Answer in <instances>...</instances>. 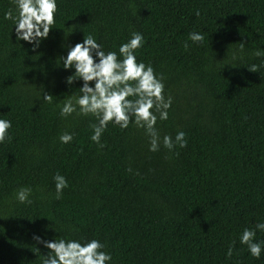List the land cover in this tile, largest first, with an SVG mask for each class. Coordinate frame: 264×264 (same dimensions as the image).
Returning <instances> with one entry per match:
<instances>
[{
  "label": "trees",
  "instance_id": "trees-1",
  "mask_svg": "<svg viewBox=\"0 0 264 264\" xmlns=\"http://www.w3.org/2000/svg\"><path fill=\"white\" fill-rule=\"evenodd\" d=\"M9 5L0 0V117L12 121L0 143V264H42L49 250L34 236L99 239L113 264H264L239 243L264 221V57L252 55L264 49V0H58L55 28L35 51L3 19ZM133 30L145 36L138 59L173 97L157 128L184 131V148L149 152L142 129L111 123L100 148L93 117L59 116L82 84L65 82L67 47L92 34L116 50ZM193 31L202 43L188 40ZM43 89L51 103L37 99ZM64 131L71 143L59 142ZM57 172L68 180L59 199ZM21 186L31 204L15 199Z\"/></svg>",
  "mask_w": 264,
  "mask_h": 264
},
{
  "label": "clouds",
  "instance_id": "clouds-1",
  "mask_svg": "<svg viewBox=\"0 0 264 264\" xmlns=\"http://www.w3.org/2000/svg\"><path fill=\"white\" fill-rule=\"evenodd\" d=\"M199 14V11L195 13L197 16ZM56 15L58 0H10V5L3 12V19L11 21V32L14 30L16 41L28 43L35 51L48 38L50 29L55 28ZM68 28L71 30L64 31L65 37L74 31V27ZM188 40L202 43L204 36L201 32L193 31L188 33ZM144 44V34L133 30L116 50H105L103 42L88 34L81 42L68 46L67 54L59 58L64 69H74L66 78V84L71 86L76 80L82 81L78 92L72 91L71 95L64 96L62 104L57 105L59 116L67 118L75 114L93 117L95 123L89 125V139L100 148L104 147L101 136L110 123L121 130L128 129L130 125L142 129L148 138L149 152H157L161 146L171 152L176 147L184 148L187 145L184 131L178 130L174 136H161L157 128L158 121L168 120L173 97L167 93L164 75L157 72L151 62L138 59V50ZM243 45L241 43V50ZM184 47H189L187 42ZM252 55L264 57V49L258 48ZM247 67L257 72L256 64ZM37 99H41L42 104L51 103V95L44 89ZM11 128L12 121L0 117V143L9 138ZM73 137V132L64 131L58 139L61 144H68ZM52 180L55 198L59 199L68 187V180L59 172L53 175ZM31 195L30 186H21L15 192V199L20 204H31ZM257 232H264V221L257 222L255 227L243 228L239 233V243L246 245L251 257L261 259L264 240L257 239ZM33 238L49 250L43 255L42 264H113L111 252L106 251L105 243L96 238ZM232 254L233 247L230 245L226 257Z\"/></svg>",
  "mask_w": 264,
  "mask_h": 264
}]
</instances>
